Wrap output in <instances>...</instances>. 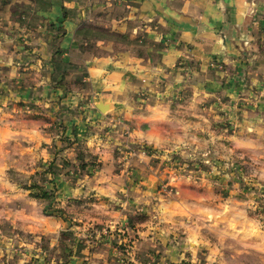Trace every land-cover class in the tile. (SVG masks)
Masks as SVG:
<instances>
[{
	"label": "crops",
	"instance_id": "0c3cea01",
	"mask_svg": "<svg viewBox=\"0 0 264 264\" xmlns=\"http://www.w3.org/2000/svg\"><path fill=\"white\" fill-rule=\"evenodd\" d=\"M100 101L112 103L113 111L103 112ZM220 118L235 125L225 141L264 163V0H6L0 12L3 148L42 159L43 148L51 149L60 134L77 139L75 145L85 144V151L102 149L103 158L117 143L155 148L187 142L188 136L219 146L225 135ZM202 131L209 138L201 137ZM60 161L50 156L40 164L59 168ZM88 174L85 197H119L120 176ZM257 174L258 181L264 180V166L257 167ZM44 175L47 180L65 177ZM64 189L66 196L75 190L69 192L68 182ZM136 189L134 199L140 197ZM108 203L101 201L99 208L114 218H93L92 225L123 223L127 213L116 210L114 200ZM198 207L195 223L177 224L186 233L183 251L196 257L202 247L210 259L217 255L208 235L221 241L258 227L244 196ZM44 224V233L57 240L60 223L58 228ZM174 224L162 226L165 234H176ZM151 228L145 223L141 253L156 246L146 237ZM109 242L92 252L100 258L94 263L113 264ZM89 247L87 240L85 259ZM184 252L168 251L174 258Z\"/></svg>",
	"mask_w": 264,
	"mask_h": 264
},
{
	"label": "rangeland",
	"instance_id": "374dc122",
	"mask_svg": "<svg viewBox=\"0 0 264 264\" xmlns=\"http://www.w3.org/2000/svg\"><path fill=\"white\" fill-rule=\"evenodd\" d=\"M5 6L6 0H0V12ZM111 105H105L104 112L113 111ZM231 122L222 120V134L225 135L219 146L188 136L187 142L182 140L172 142L175 145L155 148L146 143L137 147L117 143L112 144L114 148L108 149L110 157L105 158L102 149L85 151V144L75 145L77 139L70 140L63 134L57 138V144L52 142L51 149L43 148L42 159L21 155L20 149L3 148L0 144V264H70L73 261L97 264L94 260L100 258L92 252L111 240L113 255L108 262L113 264H264L261 241L264 237V180L258 181L257 174V167L264 163L247 153L243 155L241 149H233L225 141L226 135L235 129ZM59 130L63 131L61 125ZM199 135L209 138L204 131ZM47 154L61 159L59 168L53 163L46 167L40 164L45 157L50 158ZM85 171L89 176L112 173L124 180L123 184L116 183V189L121 188V191L117 199H112L114 204L108 198L85 197ZM49 172H60L65 177L56 180L50 176L47 180L44 173ZM67 182L69 192L75 188L70 196L65 194ZM39 188L50 193L49 198L37 197ZM134 188L140 195L137 199L131 195ZM111 191L113 193L114 189ZM105 195L109 196V193ZM232 196H244L249 200L251 207L247 213L256 219L257 229L249 235L239 230V235L221 238V241L208 235L211 243L218 247L214 259L207 256L205 247L197 257L191 250L184 252L181 240L186 233L177 224L195 223L198 206L225 203ZM101 201L105 205L110 201L120 213L124 210L127 214H122L123 223L92 225L93 218H114L99 208ZM177 202H181L189 213ZM109 207L112 211L113 207ZM88 221L90 224L85 225ZM44 223H55L57 228L60 223L57 240L44 233ZM145 223L152 225L151 233L146 237L153 239L156 246L141 253L138 244L145 239ZM166 223L178 226L172 229L176 232L175 235L170 233L172 237L163 231L162 226ZM87 240L91 253L85 259ZM172 248L178 253L184 252V256L169 257L168 251ZM82 250L84 254L79 253Z\"/></svg>",
	"mask_w": 264,
	"mask_h": 264
},
{
	"label": "trees",
	"instance_id": "16d2710c",
	"mask_svg": "<svg viewBox=\"0 0 264 264\" xmlns=\"http://www.w3.org/2000/svg\"><path fill=\"white\" fill-rule=\"evenodd\" d=\"M36 186H34L33 188H35ZM37 194V197H40V198H49L50 196V193H48L47 191H45L44 189L42 188H39L38 190V193Z\"/></svg>",
	"mask_w": 264,
	"mask_h": 264
},
{
	"label": "water",
	"instance_id": "95a60500",
	"mask_svg": "<svg viewBox=\"0 0 264 264\" xmlns=\"http://www.w3.org/2000/svg\"><path fill=\"white\" fill-rule=\"evenodd\" d=\"M97 106H98L103 112L107 109V106L101 104V102H100V104H98Z\"/></svg>",
	"mask_w": 264,
	"mask_h": 264
}]
</instances>
